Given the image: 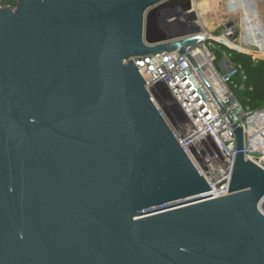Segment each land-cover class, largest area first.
Returning <instances> with one entry per match:
<instances>
[{
	"label": "water",
	"instance_id": "1",
	"mask_svg": "<svg viewBox=\"0 0 264 264\" xmlns=\"http://www.w3.org/2000/svg\"><path fill=\"white\" fill-rule=\"evenodd\" d=\"M199 0H18L0 10V264H264V162L229 196L176 143L133 62L200 37ZM264 27V19H262Z\"/></svg>",
	"mask_w": 264,
	"mask_h": 264
},
{
	"label": "built area",
	"instance_id": "2",
	"mask_svg": "<svg viewBox=\"0 0 264 264\" xmlns=\"http://www.w3.org/2000/svg\"><path fill=\"white\" fill-rule=\"evenodd\" d=\"M17 1L0 0V10L13 11ZM230 1L228 14L240 12L241 18L227 23L219 36L201 28V38L184 55L177 50L123 62H133L162 122L206 181L212 195L203 201L229 196L236 156L232 127L241 129L244 159L264 162V106L250 110L237 100L236 93L246 90L247 74L233 61L235 53L255 64L264 61V28L256 12L251 23L244 11L228 7ZM218 50L225 51L219 58Z\"/></svg>",
	"mask_w": 264,
	"mask_h": 264
},
{
	"label": "trees",
	"instance_id": "3",
	"mask_svg": "<svg viewBox=\"0 0 264 264\" xmlns=\"http://www.w3.org/2000/svg\"><path fill=\"white\" fill-rule=\"evenodd\" d=\"M233 61L242 64L247 74L246 90L237 92L236 98L243 107L257 110L264 106V61L257 64L242 54L235 53Z\"/></svg>",
	"mask_w": 264,
	"mask_h": 264
},
{
	"label": "bare ground",
	"instance_id": "4",
	"mask_svg": "<svg viewBox=\"0 0 264 264\" xmlns=\"http://www.w3.org/2000/svg\"><path fill=\"white\" fill-rule=\"evenodd\" d=\"M203 5V4H202ZM260 7V4L258 2L257 4ZM228 7L232 10H242L244 11L245 15L247 16L248 20L252 23L253 20V15L256 14L258 15L261 24L263 26L262 19H264L263 14L260 16L258 7L256 6V3L254 0H231L228 3ZM204 10V9H203ZM204 13V12H203ZM168 22L170 23V28L171 31L173 32H184L190 37H197L198 34L195 32V29L197 26V22H191L189 19L186 17H174L172 19H168ZM194 24V25H193ZM264 28V27H263Z\"/></svg>",
	"mask_w": 264,
	"mask_h": 264
},
{
	"label": "rangeland",
	"instance_id": "5",
	"mask_svg": "<svg viewBox=\"0 0 264 264\" xmlns=\"http://www.w3.org/2000/svg\"><path fill=\"white\" fill-rule=\"evenodd\" d=\"M228 1H230V0H221L219 7L217 6L218 9H215L212 12V10L210 11V9H211V6H210V8H208L207 12L201 14L202 15L201 17L198 18V16L196 15L197 17L195 19L190 20L191 22H197V24H196L197 27L194 28L195 32H198L201 28L205 29L207 32H209L205 28L204 24H206L207 22H210L211 19H213L215 21L216 19L220 20V18H223L224 22H227V23H230L235 19L240 21V18H241L240 12L236 13V15H229L228 14L227 5H226ZM192 9L194 10V12L196 14V10L200 9V5L198 6L196 4L193 6ZM223 50H225V49H223ZM223 50L215 51V54L217 55L218 58L222 56L223 52H225Z\"/></svg>",
	"mask_w": 264,
	"mask_h": 264
},
{
	"label": "crops",
	"instance_id": "6",
	"mask_svg": "<svg viewBox=\"0 0 264 264\" xmlns=\"http://www.w3.org/2000/svg\"><path fill=\"white\" fill-rule=\"evenodd\" d=\"M254 1L256 3V6L258 7L260 16H262L261 14H263V17H264V0H254ZM258 2L260 4V7L257 5ZM220 3H221V0H199L197 2V5L198 6L200 5V9L196 10V15L198 16V18L201 17L202 16L201 14H203V12L204 13L207 12L210 6H211L210 11L212 10L213 12L215 9H218L217 6L219 7ZM226 24L227 22H224L223 18H220V20L216 19L215 21L211 19L210 22H207L204 25L210 34L217 37L223 32L224 26Z\"/></svg>",
	"mask_w": 264,
	"mask_h": 264
}]
</instances>
